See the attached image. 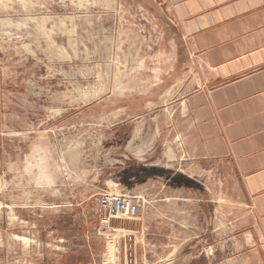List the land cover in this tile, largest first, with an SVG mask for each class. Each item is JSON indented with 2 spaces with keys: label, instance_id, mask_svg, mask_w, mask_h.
I'll return each mask as SVG.
<instances>
[{
  "label": "rangeland",
  "instance_id": "1",
  "mask_svg": "<svg viewBox=\"0 0 264 264\" xmlns=\"http://www.w3.org/2000/svg\"><path fill=\"white\" fill-rule=\"evenodd\" d=\"M171 43L182 53L153 0H0V264H125L124 237L98 232L107 189L144 195L112 219L135 233V264H262L230 163L192 158L167 116L152 157L125 149L119 99L156 87Z\"/></svg>",
  "mask_w": 264,
  "mask_h": 264
},
{
  "label": "crops",
  "instance_id": "2",
  "mask_svg": "<svg viewBox=\"0 0 264 264\" xmlns=\"http://www.w3.org/2000/svg\"><path fill=\"white\" fill-rule=\"evenodd\" d=\"M153 1L177 26L183 50L167 45L166 61L149 68L156 87L119 99L120 126L133 125L125 149L152 157L167 116L192 158L230 163L256 218L264 264V0ZM186 80L193 89L177 98L159 92Z\"/></svg>",
  "mask_w": 264,
  "mask_h": 264
},
{
  "label": "built area",
  "instance_id": "3",
  "mask_svg": "<svg viewBox=\"0 0 264 264\" xmlns=\"http://www.w3.org/2000/svg\"><path fill=\"white\" fill-rule=\"evenodd\" d=\"M144 204V197L124 193L115 189H107L102 192L96 201L95 213L98 217V232L109 240L115 236L124 237L125 252L123 259L125 264H135L136 254L133 250V240L136 238L133 230L124 226L112 225V219L118 217L136 216ZM120 247L114 243L113 253L116 261L120 254ZM117 262V261H116Z\"/></svg>",
  "mask_w": 264,
  "mask_h": 264
},
{
  "label": "bare ground",
  "instance_id": "4",
  "mask_svg": "<svg viewBox=\"0 0 264 264\" xmlns=\"http://www.w3.org/2000/svg\"><path fill=\"white\" fill-rule=\"evenodd\" d=\"M113 255H114V253H113Z\"/></svg>",
  "mask_w": 264,
  "mask_h": 264
}]
</instances>
